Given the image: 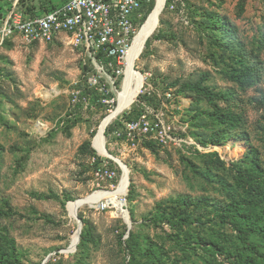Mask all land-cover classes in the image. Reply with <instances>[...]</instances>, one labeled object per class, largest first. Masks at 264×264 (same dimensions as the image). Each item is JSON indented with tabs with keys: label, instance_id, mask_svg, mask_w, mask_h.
<instances>
[{
	"label": "rangeland",
	"instance_id": "rangeland-1",
	"mask_svg": "<svg viewBox=\"0 0 264 264\" xmlns=\"http://www.w3.org/2000/svg\"><path fill=\"white\" fill-rule=\"evenodd\" d=\"M13 1L0 4L8 9ZM62 1L19 0V8L42 14ZM183 3L182 11L167 3L161 11L135 59L144 86L137 96L134 83L105 128L106 148L130 171L126 193L118 194L124 210L106 198L80 206L88 233L75 252L62 251L79 231L70 215L75 199L114 192L122 180L123 169L96 142L118 105L126 66L114 85L110 72L65 37L33 43L16 37L0 47V246L12 253L7 239L13 241L14 264H150L153 252L159 264H231L238 256L264 264V0ZM93 74L114 103L103 102L99 89L74 101L73 91ZM170 89L178 96L171 102L163 96ZM143 93L186 127L189 141L209 144L149 148L117 139L112 123ZM103 166L116 178L97 177ZM245 219L254 230L243 241L237 226Z\"/></svg>",
	"mask_w": 264,
	"mask_h": 264
},
{
	"label": "built area",
	"instance_id": "built-area-1",
	"mask_svg": "<svg viewBox=\"0 0 264 264\" xmlns=\"http://www.w3.org/2000/svg\"><path fill=\"white\" fill-rule=\"evenodd\" d=\"M153 1L154 5L151 6ZM156 3L157 0H63L62 4L49 12L31 14L19 8V0H14L8 9L0 4L3 13H0V47L16 37L27 43L52 42L65 37L71 45L85 52L96 67L110 72L115 85L116 79L124 73L127 55L145 16ZM165 3L170 9L181 8V11L184 6L183 0H165ZM100 53L111 60L107 63L99 57ZM4 78L0 65V83ZM88 84L103 92V102L114 103V96L102 86L100 76H89ZM80 92V89L73 91L74 101H77ZM163 96L170 102L178 98L172 89ZM162 103L161 99L160 105ZM118 121L115 136L132 146L148 140L162 147H182L186 143H193L194 147L201 148L197 141L188 140L186 127H178L176 121L166 118L163 107L156 108L142 102L140 115L131 119L121 116ZM96 175L102 179H114L117 171L103 166Z\"/></svg>",
	"mask_w": 264,
	"mask_h": 264
},
{
	"label": "bare ground",
	"instance_id": "bare-ground-1",
	"mask_svg": "<svg viewBox=\"0 0 264 264\" xmlns=\"http://www.w3.org/2000/svg\"><path fill=\"white\" fill-rule=\"evenodd\" d=\"M165 0H157V3L155 7L152 9L150 14L147 16L145 22L142 24L136 38L134 41V44L129 50V53L127 55V58L129 57V61L126 64V70H125V79L128 73L130 72V75H128L127 79H124L123 88L122 91L119 94V100L117 107L102 121L101 127H100V133L97 139V147L99 150L103 153L112 158L115 162H117L120 167L123 169L122 174V180L116 189V191H107V190H99L94 192L93 194L89 195V201L100 199V198H106L112 205H114L119 211H123V200L119 199L118 194L119 193H126L128 188V171L126 168H124L122 160L117 157L116 155L112 154L107 148H106V139H105V128L108 124H110L114 119H116L120 111L126 106L128 103V100L132 96V87L134 83H137V95L141 92L144 83H145V76L140 73V77L136 76V56L138 55L139 51L141 50L142 46L146 42V39L150 37V35L155 31V29L158 26V21L160 17V13L165 8ZM157 9V10H156ZM156 11V12H155ZM154 15V16H153ZM153 16V17H152ZM152 18V19H151ZM141 54V52H140ZM126 58V60H127ZM77 202L72 204L73 213L75 214V211L77 209L76 207ZM81 206V205H80ZM79 208V207H78ZM73 240V244L80 238V232L78 231V234Z\"/></svg>",
	"mask_w": 264,
	"mask_h": 264
},
{
	"label": "trees",
	"instance_id": "trees-1",
	"mask_svg": "<svg viewBox=\"0 0 264 264\" xmlns=\"http://www.w3.org/2000/svg\"><path fill=\"white\" fill-rule=\"evenodd\" d=\"M34 9H35L34 7L27 6L26 9H25V11L28 12V13H31V14H36V13H34ZM151 9H153V7ZM49 11H51V10H49ZM49 11H46V12H49ZM0 13L3 15V13L1 11H0ZM148 15L149 14H147L145 16V19L144 20H146V18H147ZM220 23L221 24L222 23H225V24L228 25V22L226 23L225 20H222ZM99 57L102 58L103 60H105L107 63L111 60V58H106L105 54H103V53H100L99 54ZM89 76L90 75H87V77H86L85 85L84 84L83 85H80L81 86V88H80V90H81L80 95L81 96H82V93L84 91L87 93V95H89V94H93L94 93V90H96L95 87H90L89 86V84H88V77ZM114 76H115V73H114ZM1 84L2 83H0V85ZM188 88H190L192 90H201V91H204L205 90L207 93H209L211 95V93L208 91L207 88H204V87H202L200 85H189ZM110 95L111 96H114L113 93H111ZM136 98L137 97H135L134 102H135ZM142 102H145L147 104H150V103L154 102V99L151 97V95H148L147 93L141 94L139 96L138 100H137V104L129 112L124 113L122 115V117H127V118H130L131 119V118H135L138 115H140V113L142 111ZM155 105H157V103ZM224 116L225 115H222V116H219V117L221 118V117H224ZM112 124H113V127H115V129H117V127L119 126V121H116L115 123H112ZM110 126L108 128L109 130L111 129ZM196 141L199 142L200 144L204 145V146H207L209 144V142H205V141H202L200 139H196ZM142 144H144L146 147H149V148H153L156 145H158L157 143H155L153 141H148V140L144 141ZM85 146L88 148L87 144ZM159 146H161V145H159ZM213 153L216 156H219V154L217 152H213ZM213 153H208V154H213ZM98 158L100 159V157H98ZM63 205L65 206L66 203H63ZM238 221H239V219H238ZM240 222L241 223L242 222H245L246 223V225H243V224L240 223V226H237L238 231H239L240 239H242L243 241H245V238L247 237V235L250 233V231H252V229L254 230V228H253L252 225H250V223L248 221H246V219L243 220V221H240ZM254 225L257 226L258 223H255L254 222ZM87 233H88L87 227L84 226L83 229H82V233H81V239L82 240H80V242L78 243V247H81L82 241L84 240L85 234H87ZM132 235H133V233L130 234V237ZM7 242H8V246L11 247V248H13V252L12 253L6 252V251L3 250V247L0 246V263L1 264H14L15 260H17L16 257L14 256V244H13V241H11L10 239H7ZM179 244L184 249L186 247V245H187V242L184 239L182 241H179ZM212 245H213V248H214V249H212V251H215L216 250V253H217V250L218 249L216 247L218 246V244L212 243ZM246 248L249 249V250H252L253 252H256L255 247L252 246V245H247L246 244ZM132 250H133L134 253L137 251V248H136L135 245H132ZM159 259H160V255L157 252H153L152 253V257L149 258V262H150V264H159V263L156 262V261H159ZM230 259H231V261H230L231 264H251V262L249 261V259L248 258H244L243 256L230 257Z\"/></svg>",
	"mask_w": 264,
	"mask_h": 264
},
{
	"label": "water",
	"instance_id": "water-1",
	"mask_svg": "<svg viewBox=\"0 0 264 264\" xmlns=\"http://www.w3.org/2000/svg\"><path fill=\"white\" fill-rule=\"evenodd\" d=\"M123 165H124V168H128V166L125 164V163H123ZM129 173H130V171H129ZM128 173V174H129ZM130 184V183H129ZM75 202H77V205H76V207H77V209H76V211H75V214L73 215V214H71L70 213V215L72 216V217H74L75 219H77L78 220V230H79V232H80V234L82 233V229H83V222H82V219L79 217V215H78V207H80V205L82 206V205H84L85 203H88L89 202V196H84V197H81V198H78V199H75ZM69 203V202H68ZM68 203H67V207H68ZM125 210L127 211V213H129L128 212V210L125 208ZM80 240H81V236H80V238L73 244V241H71V243H70V245L68 246V247H66V248H64V249H62V251L63 252H75L76 250H77V247H78V243L80 242ZM47 260V259H46Z\"/></svg>",
	"mask_w": 264,
	"mask_h": 264
}]
</instances>
